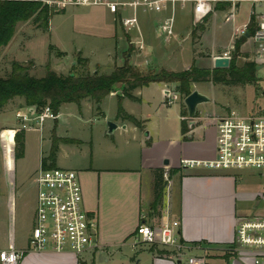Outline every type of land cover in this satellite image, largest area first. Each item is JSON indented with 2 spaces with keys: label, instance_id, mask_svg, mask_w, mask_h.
<instances>
[{
  "label": "rangeland",
  "instance_id": "rangeland-1",
  "mask_svg": "<svg viewBox=\"0 0 264 264\" xmlns=\"http://www.w3.org/2000/svg\"><path fill=\"white\" fill-rule=\"evenodd\" d=\"M227 7L225 10H215L206 20L199 23H196L191 16L190 5L184 9L176 7L175 35L166 37L161 34L164 38L162 41L157 39L153 32L161 33L160 19L165 20L171 15L168 5L161 14L148 11L143 7L135 11L128 6L120 7L119 12L112 14L104 5H69L64 9L60 4H53L51 7L53 10L64 9V11L53 16L49 30L39 28V24L34 20L18 24L12 41L2 49L0 77L10 75L14 62L28 65L29 74L37 78L45 77L49 69L58 75H68L79 53L89 58L88 70L91 73L97 68L102 74H110L116 65H123L131 58L134 60L133 65L144 74L160 73L163 70L182 72L192 67L200 70H214L215 59L224 57L227 53L238 67L254 61L257 64V79L253 83L218 84L211 78H206L204 82H195L191 85L192 92L199 91L210 99L209 102L198 106L194 120L200 128L196 134L197 136L201 134L208 141H216V121L219 117L232 111L248 116L258 112L260 108L264 109V56L257 51V47L255 48V44L249 39L237 50L238 39L234 38L238 29L249 22L255 7L248 2L242 3L237 8L236 19L232 21L226 20L229 10ZM258 11L264 14V5ZM136 13L139 29L135 24L126 26L122 23L121 18L131 19L136 16ZM109 32L115 35L111 38L106 37ZM177 32L180 36L173 40ZM143 39L146 43L145 48L147 44L155 47V49L148 47V49L151 48L152 53H145L147 49L139 48L138 40ZM117 55L118 60H116ZM174 58H176L175 65H172L169 62ZM258 67L261 69L258 70ZM167 85L171 91L179 94L175 104L159 109L158 114L147 103H138L139 106H135L134 110L146 116L150 115L149 127L154 131L158 127L162 138H176L180 136L181 110L185 111L186 108L185 96L179 93V84ZM141 93L146 101L151 102L158 100L160 95V91L156 88H150ZM104 103L101 110L108 115L117 109L116 99L111 100L107 97ZM23 106L24 100L18 97L9 105V109L13 112H0V244L3 246L7 245L8 235L12 230L18 246H25L31 235L37 208L36 176L41 167V152L47 150V145H40V130L31 129L27 132L34 145H28L27 155L16 160L13 152L10 151V139L13 134H9L6 127L12 128L18 125L14 110ZM77 108L80 117L84 116L86 119L84 122L70 119V126L75 132L79 130L86 132L92 126L90 117L98 113L97 105L85 104L83 110L78 106ZM185 121L188 124L190 119L187 118ZM109 122L113 121L109 119L105 121L107 131ZM148 132H150L149 128L145 133ZM85 154L87 151L78 153L76 157L80 158ZM63 159L57 166L72 169L71 164L75 162L73 157ZM233 173L240 179V189L248 188L256 192L260 191V194L263 193L264 179L258 173L247 171ZM164 178L167 180L165 188L168 191L170 177L164 175ZM179 180L180 176L176 178V182L174 181L177 188ZM259 199L256 210L250 209L248 212L250 215L247 216H254L261 212L264 203L262 197ZM253 210H255L254 215Z\"/></svg>",
  "mask_w": 264,
  "mask_h": 264
},
{
  "label": "crops",
  "instance_id": "crops-1",
  "mask_svg": "<svg viewBox=\"0 0 264 264\" xmlns=\"http://www.w3.org/2000/svg\"><path fill=\"white\" fill-rule=\"evenodd\" d=\"M191 16L193 17L192 10ZM153 34L157 39L164 40L159 31ZM114 35L115 33L109 32L106 37L111 38ZM179 36L180 33L177 32L172 39L176 40ZM148 47L153 49L154 46L147 44L145 53L152 51ZM116 57L118 60V55ZM175 60L176 58L169 63L175 65ZM129 62L134 64L132 58ZM260 69L261 67H258V70ZM97 70L99 71L97 68L93 69V72ZM124 87L117 85L107 97L111 100L116 99L118 104L119 98H123L124 110L141 121L143 127L119 118L117 106L110 115L101 110L94 114L95 116H91L90 130L75 132L70 126V119L84 122L86 118L80 117L77 104L70 103L60 108L56 120H47L43 130L39 131L40 145H47L46 152L45 150L41 152L40 169L42 160L50 154L54 134L61 139L55 165H59L63 158L73 157L75 162L71 167L79 174L85 208L95 215L98 221L100 247L81 258L69 253H28L23 256L21 264H189V258L204 255L207 257V264H252L251 260L237 252H231L230 249L235 246L238 220L247 217L250 209L256 210L260 191L240 189V179L233 172L182 169L180 167L182 159L213 158L216 155L217 138L216 141H208L201 134L197 136L196 132L200 127L191 119L188 122V133L183 135L182 121L185 117L182 114L183 110L180 116V136L162 138L158 127L155 131L149 127L151 116L140 114L134 109L135 106L143 103L154 108L156 114L159 113V109L165 106L168 108L171 105L167 103L165 93L169 86L165 83H153L148 87L136 88L131 91L136 99L124 96ZM150 88L160 91L159 99L154 102L146 101L141 93ZM106 98L101 108L102 105L104 107ZM10 103L1 112H13L9 109ZM92 103L94 101L84 99L81 102L82 110L85 104ZM18 109L14 110L15 113ZM187 115L189 116L188 112ZM108 119L118 125L114 134L106 129L105 121ZM6 128L9 134H13L10 139V145L13 143V151H10L15 157V135L20 130L19 125ZM148 128L150 132L145 133ZM28 145L34 144L25 131L24 157L27 155ZM85 151L87 154L80 158L76 157L78 153ZM167 158L170 161L169 165L164 164ZM173 169L180 172L170 178L168 191L165 186L163 196L157 202L156 173L157 171L166 173ZM179 176L177 188L175 182ZM166 181L164 178V182ZM171 220L180 221L181 240L190 247L186 254L188 258L184 255L178 259L171 249L159 245H142L138 249L133 248L132 239L140 224L161 227ZM27 245L28 241L25 246H18L12 230L8 235L7 245L0 244V249L13 246L17 250H24ZM161 251L165 252L161 253Z\"/></svg>",
  "mask_w": 264,
  "mask_h": 264
},
{
  "label": "built area",
  "instance_id": "built-area-1",
  "mask_svg": "<svg viewBox=\"0 0 264 264\" xmlns=\"http://www.w3.org/2000/svg\"><path fill=\"white\" fill-rule=\"evenodd\" d=\"M51 7L60 4L62 8L69 5H105L112 13L119 12L120 7L128 6L138 11L140 7L147 8L156 14L163 13L169 6L171 15L162 19L161 34L166 37L175 35L176 7L184 9L190 5L196 23L207 19L211 13L223 4L229 9L227 21L236 19L237 8L248 2L253 9L249 22L238 29L235 37L240 39L250 34L257 51L264 56V14L258 9L264 5V0H134L114 2L111 0H45ZM223 8L224 10L226 8ZM222 10V9H221ZM126 26L135 24L140 27L137 13L134 18H121ZM254 22V31H249ZM142 36V35H141ZM140 49H145V40H138ZM229 57V54H225ZM169 105L179 99L177 92L170 88L165 93ZM20 130H43L47 120H56L57 114L46 105L41 109L36 107L19 108L15 113ZM188 117H184L186 120ZM190 119V118H189ZM217 143L216 155L206 159H182L180 167L191 171H223V172H256L264 179V109L245 116L232 111L216 121ZM169 172L165 173L168 176ZM170 180V179H169ZM168 180V181H169ZM37 208L34 226L24 250L13 246L0 249V264H21L24 255L28 253L54 252L69 253L78 258L83 257L93 249L100 247L98 221L84 204V194L79 174L76 170L62 167L41 168L37 179ZM264 203V191L260 194ZM254 215V214H253ZM142 245H159L174 252L181 259L190 247L181 240V224L171 220L161 227H153L142 223L138 226L132 239L133 248ZM231 252H237L252 264H264V206L260 213L254 216L242 217L236 227V238ZM189 264H207V257L197 256L188 260Z\"/></svg>",
  "mask_w": 264,
  "mask_h": 264
},
{
  "label": "trees",
  "instance_id": "trees-1",
  "mask_svg": "<svg viewBox=\"0 0 264 264\" xmlns=\"http://www.w3.org/2000/svg\"><path fill=\"white\" fill-rule=\"evenodd\" d=\"M223 9L224 5L217 6ZM65 9V8H64ZM62 10H53L45 0H0V55L2 49L7 47L17 32L18 24L34 20L39 24V28L50 29V22L56 13ZM249 31H254V22ZM247 40L244 36L236 42L237 50L243 42ZM53 48V46L51 47ZM32 64V63H30ZM90 60L78 54L76 63L68 75H58L49 69L45 77L37 78L29 74L28 65L14 62L12 71L7 77H0V112L16 98L24 100L25 107H36L41 109L49 105L58 115L60 108L69 103H75L81 108L84 99H90L97 105L98 112H101L103 100L113 92L117 85H124L123 94L131 99H136L131 94L136 88L148 87L153 83H177L179 93L185 97L192 93L191 85L195 82H204L206 78H211L215 83L238 84L253 83L256 81L257 64L255 62L245 63L243 67H238L232 59L229 68L200 70L196 67L182 71H166L160 73L144 74L138 67L126 61L123 66H116L111 74H102L100 71L93 73L88 70ZM33 65V64H32ZM123 98H119L118 117L129 120L138 127H143V123L134 116L128 114L122 105ZM187 108L183 115L187 116ZM188 124L182 121V134L188 133ZM61 141L55 134L53 136L52 148L47 158L42 160V168L55 167L58 144ZM13 151V143L11 144ZM15 159L24 157L25 153V130H18L15 135ZM180 172L173 169L169 172V177ZM164 171L156 173V201L159 202L163 196L165 187ZM165 251H161L164 253Z\"/></svg>",
  "mask_w": 264,
  "mask_h": 264
},
{
  "label": "water",
  "instance_id": "water-1",
  "mask_svg": "<svg viewBox=\"0 0 264 264\" xmlns=\"http://www.w3.org/2000/svg\"><path fill=\"white\" fill-rule=\"evenodd\" d=\"M250 34L247 33L246 37H249ZM231 63V58L230 57H217L214 61V67L216 69H225L229 68ZM210 99L205 96L204 94L200 93L199 91H194L192 92L189 96L185 97V105L189 114V118L191 120H194L196 118V113L198 110V106L200 104L209 102ZM118 128V125L115 124L114 122H109L108 123V132L113 133L116 129ZM170 161L169 159H166L164 161L165 165H169Z\"/></svg>",
  "mask_w": 264,
  "mask_h": 264
}]
</instances>
